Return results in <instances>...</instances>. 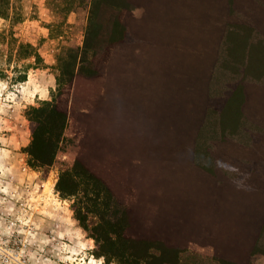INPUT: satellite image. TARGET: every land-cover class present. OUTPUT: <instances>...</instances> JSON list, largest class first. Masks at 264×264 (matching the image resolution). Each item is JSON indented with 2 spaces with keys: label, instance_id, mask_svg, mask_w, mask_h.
Returning a JSON list of instances; mask_svg holds the SVG:
<instances>
[{
  "label": "rangeland",
  "instance_id": "1",
  "mask_svg": "<svg viewBox=\"0 0 264 264\" xmlns=\"http://www.w3.org/2000/svg\"><path fill=\"white\" fill-rule=\"evenodd\" d=\"M148 1H130L135 18L145 15ZM177 3L179 9L173 10L185 11V18L171 14L154 33L151 71L161 100L168 93L171 76L166 62L200 55L195 44L198 36L184 40L182 46L177 35L164 30L170 34L173 26L184 25V33H189L199 23V10L228 9V0ZM2 5L0 264H264V150L259 149L258 139H254L255 152L232 151L222 146L229 142L219 141L210 152H195L200 123H193L187 149H181L175 134L171 146L167 104L154 99L155 123L151 125L157 148L143 150L134 137L132 111L118 112L115 100L106 96V87L102 95L82 88L90 95L85 99L88 103L102 98L105 117H112L106 125L115 133L106 134L103 148H109L111 138L115 147L104 150L106 166L99 172L112 196L97 197L84 183L69 178L80 139L72 117L52 164L32 165L26 153L31 140L28 110L56 93V56L66 47L82 44L87 9L69 12L60 23L62 17L48 0H4ZM216 91L211 100L219 109L224 94L222 89ZM110 95L115 96L113 91ZM93 118L88 111L81 123L93 125L97 123ZM95 146L91 140L80 160L85 166L93 163ZM63 173L68 175L61 179Z\"/></svg>",
  "mask_w": 264,
  "mask_h": 264
},
{
  "label": "trees",
  "instance_id": "2",
  "mask_svg": "<svg viewBox=\"0 0 264 264\" xmlns=\"http://www.w3.org/2000/svg\"><path fill=\"white\" fill-rule=\"evenodd\" d=\"M3 1L0 0L1 8L5 7ZM48 1L62 17L60 23L79 7L87 9V18L82 44L66 47L56 56L58 87L53 98L28 110L31 140L26 153L32 165L52 164L72 117L77 120L74 126L80 139L69 178L84 183L87 191L97 197L112 196L99 172L106 166V161L102 163L104 150L110 152L115 147L114 139L111 138L109 148H103V141L107 133L115 132L106 125L109 117H105L107 110L102 98L94 104L88 103L85 99L90 95L82 88L102 95L106 87V96L115 100L118 112L132 111L131 115L136 116L134 137L143 150L157 148L152 140L151 125L155 123L154 99L159 104H167L170 140L176 135L182 142L181 149H187L192 124L200 123L194 138L195 152H210L218 141L229 142L222 146L232 151L255 152L257 141L254 139H258L259 149L264 150V0H228L226 10L207 6L206 11L196 12L199 23L195 28L190 25L195 31L184 33V25L173 26L170 34L164 30L167 35H177L182 46L184 40L187 43L198 36L195 44L200 51L195 59L172 57L166 62L171 76L165 100H161L163 95L156 92L153 85L154 33L171 14L178 19L185 18V11L173 10L179 9V0H149L147 12L140 18L131 13V0ZM233 4L237 6L232 7ZM23 52L30 54L29 50ZM157 65L163 73L160 61ZM221 89L224 95L217 109V102L211 97ZM111 91L115 96H109ZM88 111L97 123H81V117ZM125 130L123 128L122 132ZM91 140L97 145L96 157L85 166L80 160L88 153ZM173 143L174 139L171 146ZM94 167L97 173L92 172ZM68 173H63L61 179ZM57 189L62 190L59 186Z\"/></svg>",
  "mask_w": 264,
  "mask_h": 264
}]
</instances>
